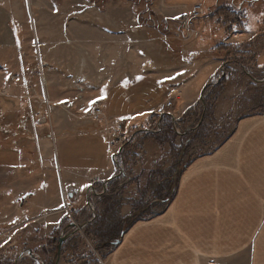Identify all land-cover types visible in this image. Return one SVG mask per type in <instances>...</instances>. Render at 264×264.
I'll return each instance as SVG.
<instances>
[{"label":"rangeland","instance_id":"374dc122","mask_svg":"<svg viewBox=\"0 0 264 264\" xmlns=\"http://www.w3.org/2000/svg\"><path fill=\"white\" fill-rule=\"evenodd\" d=\"M229 3L248 5L258 24L264 17V3L254 10V0L196 3L167 15L160 0H0V264H35L19 257L30 249L44 264H108L111 243L172 202L185 166L217 150L239 118L264 115V59L256 53L264 52V36L245 59L221 44L232 36L233 19L222 6ZM196 6L199 17L186 26ZM220 57L219 73L209 79ZM98 101L103 122L92 116ZM167 101L177 125L171 118L173 129L165 131L163 119L146 118ZM120 118L129 133L119 145L127 176L104 188L109 178L63 169L64 188L79 193L68 196L74 222L64 220V201L56 205L57 153L65 167L82 165L85 138L105 135L111 155L118 148L107 126ZM159 120V132L141 133ZM96 153L103 160L105 146ZM92 183L99 196L89 195ZM105 230L112 240L96 236Z\"/></svg>","mask_w":264,"mask_h":264},{"label":"crops","instance_id":"0c3cea01","mask_svg":"<svg viewBox=\"0 0 264 264\" xmlns=\"http://www.w3.org/2000/svg\"><path fill=\"white\" fill-rule=\"evenodd\" d=\"M160 1L158 10L163 15L172 13L171 10L175 8L214 2ZM254 3L252 7L255 10L264 1L254 0ZM222 6L232 10L237 7L243 13V30L232 33L221 44L236 49L237 57L245 59L250 49H254L252 45L256 37L264 36V17L258 24L259 20H250L249 6L246 4L229 3ZM107 17L105 13L101 18L106 20ZM235 26L232 20L228 29H234ZM15 39V47L20 49L18 35ZM256 53H259L257 60L260 57L262 62L264 52ZM234 55H228L227 60H232ZM17 57L18 61L22 59L21 52L17 53ZM221 59L214 61L217 65L209 73V79L219 73ZM19 73L26 75L22 70ZM6 80L4 87L10 86L9 79ZM163 103L151 109L146 119L159 112L164 107ZM154 109L159 110L155 112ZM95 138H85L86 142L84 139L79 140L87 143L84 145L89 149L88 155L85 153L86 162L82 165L65 167L57 153V168L60 170L54 173L57 206L62 203L61 192L66 183L67 173H63V169L100 180L113 176L109 140L105 135ZM71 142L78 141H70L66 148ZM98 146H105V156L102 155L101 161L95 159L100 154L94 156ZM77 184L84 186L85 183ZM46 207L44 205L42 209ZM64 220L68 221L69 218L66 216ZM61 223L64 221L60 218L58 224ZM122 235L120 244L109 254L108 264H264V115L239 118L232 133L217 150L185 166L180 174L176 196L166 209L148 221L138 222Z\"/></svg>","mask_w":264,"mask_h":264},{"label":"built area","instance_id":"2783aa9c","mask_svg":"<svg viewBox=\"0 0 264 264\" xmlns=\"http://www.w3.org/2000/svg\"><path fill=\"white\" fill-rule=\"evenodd\" d=\"M200 10H201V6H196V7L193 8V10L189 13L188 16H185V17H188L186 19L187 22L185 23L186 26L189 25V24H192V20L198 19L199 15H200V12H199ZM185 17L183 19H185ZM135 21L137 22V19H135ZM194 32L195 31H193V33ZM42 89H43V85H42ZM42 91H44V90H42ZM173 107H174V102L173 101H167L166 104H164V107L162 109H160V111L157 112L156 115L158 116L159 119H163L164 116L169 115V113H170L169 111ZM103 108H104V103L98 101V102L95 103L94 108L92 110V113H93L92 116L96 120L101 121V122H103V120H105L104 117H106L105 113L103 111ZM169 116H171V118H173V120L175 119L173 115H169ZM174 124L177 125L176 119L174 120ZM153 127L154 128H152V129H149L148 127L146 129L144 128L141 131V133L142 134H144V133L147 134V133H150V132L154 133L155 131L159 132L160 129L162 128V120H159L158 123L155 126H153ZM175 129H176V127H175ZM107 132H108V134L111 137H113V141L116 142V144H113V148H116V149L118 148V149L114 153H112V150H111V156H110V159H111V162H112V164L114 166V171L116 172V174H114L107 181L102 182L104 184L103 185L104 188H107V186L110 184V181H112L115 177L125 178L127 176V174L124 173L125 172L124 163H121L120 160H119L121 158V156H119V154H120L121 149H122V147H119V145L122 144L123 140H125V139L127 140L128 139L129 133H128V131L126 132L124 130V125L122 124L121 118L116 120V122L112 123L111 126L108 125L107 126ZM177 132H178V134L180 136H182V135L184 136L187 133L186 131H181L180 128L179 129L177 128ZM57 169L59 170V168H57ZM94 185H96V184L92 183V184L88 185V189H87L88 193H90L89 195H91V196H94V195L99 196L98 193L96 192V190L93 187ZM104 188H103V191L105 190ZM69 192H71L70 189L64 188L62 190V199L64 201V211L66 212V215L68 216V218L71 219V223H73L74 222V218H73V214H72V212L70 210V204H69V200H68V196L70 198V195L68 194ZM94 192H96V194H94ZM75 194L78 195L79 193L76 192V190H73L71 192V195H72L71 199H74V200L77 199V198H75L76 197ZM89 205H91V202L90 203L88 202V206ZM74 224L76 225V227H78L77 223H74ZM8 238H11V236L8 237ZM19 257H21L23 260L30 258V259H32L34 261L35 264H44V262L42 261L41 257L39 255H37V254H34L31 250L24 251V253H21Z\"/></svg>","mask_w":264,"mask_h":264},{"label":"trees","instance_id":"16d2710c","mask_svg":"<svg viewBox=\"0 0 264 264\" xmlns=\"http://www.w3.org/2000/svg\"><path fill=\"white\" fill-rule=\"evenodd\" d=\"M223 9H224V15L223 16L225 18H229V16H230V18L233 19L234 23L236 24L235 28L234 29H228L227 33H234V32H238L239 30L242 31L243 30V26H242V20H243L242 14L243 13L240 11V9H237V7L236 8L234 7V10L226 9V7H223ZM156 118H158V116L156 114L151 115L149 122L154 123V119H156ZM170 119H171V116H169V115H166L163 117V126H164L165 131H168L169 128L173 129V126H172ZM170 200H169V202H170ZM155 216H157V215H154L151 218H154ZM105 233L106 234L102 236V233L98 234V232H97L96 236L100 239L112 240V236H108L107 231ZM51 264H53V263H51Z\"/></svg>","mask_w":264,"mask_h":264},{"label":"water","instance_id":"95a60500","mask_svg":"<svg viewBox=\"0 0 264 264\" xmlns=\"http://www.w3.org/2000/svg\"><path fill=\"white\" fill-rule=\"evenodd\" d=\"M64 242H65L64 239L61 238L59 239V247H58L59 252ZM119 244H120V240H116L115 242L111 243L112 246H118Z\"/></svg>","mask_w":264,"mask_h":264},{"label":"bare ground","instance_id":"6f19581e","mask_svg":"<svg viewBox=\"0 0 264 264\" xmlns=\"http://www.w3.org/2000/svg\"><path fill=\"white\" fill-rule=\"evenodd\" d=\"M85 56H87V54H84V57H85ZM79 82H80V81H79ZM85 82H86V78H85V77H83V78H82V82H81V83H85ZM81 83H80V84H81ZM75 226H76V225H75Z\"/></svg>","mask_w":264,"mask_h":264},{"label":"snow or ice","instance_id":"6c2138e0","mask_svg":"<svg viewBox=\"0 0 264 264\" xmlns=\"http://www.w3.org/2000/svg\"><path fill=\"white\" fill-rule=\"evenodd\" d=\"M262 67H264V65H262Z\"/></svg>","mask_w":264,"mask_h":264}]
</instances>
